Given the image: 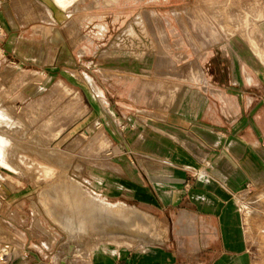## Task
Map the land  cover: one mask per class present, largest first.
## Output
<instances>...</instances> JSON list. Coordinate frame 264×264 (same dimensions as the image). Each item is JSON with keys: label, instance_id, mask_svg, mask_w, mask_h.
Returning a JSON list of instances; mask_svg holds the SVG:
<instances>
[{"label": "rangeland", "instance_id": "rangeland-1", "mask_svg": "<svg viewBox=\"0 0 264 264\" xmlns=\"http://www.w3.org/2000/svg\"><path fill=\"white\" fill-rule=\"evenodd\" d=\"M21 1L26 8L38 6L36 10L44 14H40L41 22L22 30L36 42L38 60H32L28 52L29 59L20 63L19 57L6 51L0 61V103L11 106L24 120L21 128L5 131L13 142L9 141L11 150L3 153L14 169L0 167V264H17L29 250L28 244L22 249L21 232L30 222L38 225L37 231H30L40 245L34 246L38 256L49 263L52 259L51 264H112L129 254L140 263L158 261L157 255L165 252L162 248L176 251L179 262L196 264L194 245L172 232L169 214H158V223L151 226L145 213L131 207L133 200L114 192L110 184L126 183L111 174L121 173L123 161H130L129 141L138 126L149 123L165 131L167 110L178 88L168 83L193 82L186 78L192 65L203 68L214 57L223 68L234 63L236 76L241 77L243 43L224 35L217 40L200 16L205 5L198 0ZM245 7L249 0L233 7L238 20L222 22L224 29L259 30L262 22L241 20L250 14ZM210 9L228 11L227 6ZM36 27L39 32L34 34ZM43 41L50 43L46 47ZM252 76L258 83L256 71ZM132 89L143 100L139 109H132L135 114L123 119L125 109L115 99ZM250 90L262 94L264 84ZM2 118L0 126L6 121ZM246 188L240 207L248 248L252 260L264 264V178L260 183L251 181ZM78 194L91 199L88 217L97 213L94 198L112 204L114 211L125 206L127 212L123 210V218L119 217L121 221L125 217V222L120 224L117 217L115 224L109 211L100 225L87 219L70 231L66 221L79 217L71 202ZM131 210L134 223L128 220ZM99 211L102 214V208ZM136 224L139 231L152 232L145 246L140 242L129 245L130 238L123 234H108L112 227Z\"/></svg>", "mask_w": 264, "mask_h": 264}, {"label": "crops", "instance_id": "crops-1", "mask_svg": "<svg viewBox=\"0 0 264 264\" xmlns=\"http://www.w3.org/2000/svg\"><path fill=\"white\" fill-rule=\"evenodd\" d=\"M198 1L204 2L200 16L217 40L224 35L243 43L245 56L239 67L242 76H236L234 63L223 68L214 57L203 68L192 65L186 78L193 82L168 83L178 88L167 110L169 123L164 120L165 131L149 123L138 126L128 140L130 161H123L120 175L110 173L126 184L110 185L118 195L133 200L131 207L145 213L151 226L158 223V214L168 213L172 232L194 245L196 264H262L253 261L249 252L240 197L251 181L260 183L264 178V93L252 94L250 90L251 86L264 84V0H249L245 8L250 14L241 18L262 22L259 30L242 32L226 30L222 22L237 21L238 13L232 9L242 6L244 0ZM216 6H227V13L210 9ZM0 7V25L9 32L8 37L5 32L6 37L0 38V46L9 55L19 57L20 63L29 57L37 61L36 42L22 30L32 22H41L40 14L44 12L37 11L36 5L26 8L21 0H1ZM43 43L47 47L50 41ZM28 52L32 53L29 57ZM254 71L259 75L258 83L252 76ZM117 96L115 103L125 109L123 119L135 114L132 109H139L143 100L133 89ZM0 112L6 114L0 126V146L6 155L12 138L5 131L21 128L24 120L11 106L0 103ZM157 120L163 123V119ZM37 226L36 222L23 226L22 249L28 244L29 250L17 264H51L52 259L50 263L43 261L34 247L40 245L36 239L33 241L30 231H37ZM135 228L139 229L138 224ZM162 249L165 252L157 255L158 261L140 263L129 254L112 264H192L179 262L176 251Z\"/></svg>", "mask_w": 264, "mask_h": 264}, {"label": "bare ground", "instance_id": "bare-ground-1", "mask_svg": "<svg viewBox=\"0 0 264 264\" xmlns=\"http://www.w3.org/2000/svg\"><path fill=\"white\" fill-rule=\"evenodd\" d=\"M255 27V26H254ZM3 32H2V30H1V28H0V34H2ZM87 80H88V82L90 83V84H92V82L93 81H91L89 78H87ZM95 87V86H94ZM105 110V109H104ZM107 111V110H106ZM105 111V112H106ZM3 113V112H2ZM107 113V112H106ZM2 115V119H5L6 118V116L4 115V114H1ZM8 115V114H7ZM0 118H1V116H0ZM114 121V120H113ZM123 135V134H122ZM4 148V147H3ZM0 167H2V168H8V169H14L11 165H10V163H8L6 160H5V157H4V153H3V149H2V147L0 146ZM16 170V169H15ZM91 193V192H90ZM87 196V195H86ZM88 197H89V195H88ZM72 198V197H71ZM85 198H87V197H85V196H83V195H80V194H78V196L77 197H73L72 198V201L71 202H73L74 204V209H76L75 210V215H77V216H79L77 219L75 218V216H73L71 219H69V221H66L69 225H68V229L70 230V231H72V232H74V230H76V229H78L79 227H82L83 225H84V223H85V221H87V219H89V220H93V222H95L96 224L95 225H100L101 224V219H104V215H106V212H109L110 211V216H111V214H112V217H114V218H112L111 220L112 221H114V223H115V219H117V217H118V219H119V217H120V215L122 214V212H123V210H124V207L121 205L120 207H119V209L118 210H116V211H114L113 209H112V204H110V203H108V202H104V201H100V200H98V199H94L93 198V200H92V205H93V209L95 210V209H97V213L96 212H93V213H90V217H88V211H87V208H88V199H85ZM68 199V198H67ZM68 201V200H67ZM89 201H91V199H89ZM90 206V205H89ZM119 206V205H118ZM115 207V206H114ZM129 207V206H128ZM128 207H127V209H128ZM49 208V207H48ZM99 208H102V214H99L100 213V211H99ZM72 208L70 207V210H71ZM73 209V210H74ZM89 209V208H88ZM136 209V208H135ZM126 210V209H125ZM124 210V211H125ZM50 211H51V213L52 214H54V213H56V210L54 209V206L52 205L51 207H50ZM70 212V211H69ZM74 212V211H73ZM91 212V211H90ZM125 212H127V210L125 211ZM124 212V213H125ZM105 213V214H104ZM123 213V214H124ZM74 214V213H73ZM122 214V215H123ZM103 217H102V216ZM128 220L131 222V223H134V213H133V211L131 210V212L128 214ZM102 217V218H101ZM106 217V216H105ZM135 217H137V216H135ZM121 218H123V217H120V219ZM144 218H146V217H144ZM80 219V220H79ZM107 219H108V215H107ZM106 218H105V220H107ZM118 220L119 222H120V224H122L121 222L122 221H124L125 222V217H124V219L121 221V220ZM78 222H77V221ZM111 220H109V221H111ZM127 220V219H126ZM142 220H143V218H142ZM56 221V220H55ZM108 221V220H107ZM106 221V222H107ZM117 221V220H116ZM116 222L115 224H117V223H119V222ZM129 221H128V223H129ZM144 221V220H143ZM147 222H148V220H146ZM145 221V222H146ZM144 222V223H145ZM110 223V222H109ZM126 223H127V221H126ZM127 223V224H128ZM123 224H125V223H123ZM130 224V223H129ZM110 225H111V223H110ZM112 225H113V222H112ZM65 226V225H64ZM105 226V224L103 223V221H102V228ZM115 226V225H114ZM119 226V225H118ZM124 226V225H123ZM100 227V226H99ZM126 227V226H125ZM120 228V229H117V228H108L109 229V231H108V234L110 235V234H113V235H116V234H123V235H125V236H127L128 238H130V241H129V245L130 244H133V242L134 243H137V242H140L139 244H142V245H147L148 244V241H147V239H149L150 237H151V235H152V232L150 231V234H149V232H148V234L146 233V232H142V231H139V229L137 230V228H135V227H133V226H131V227H126V228ZM85 229V228H84ZM82 231V230H81ZM83 232V231H82ZM105 233V232H104ZM80 235V234H79ZM100 239V238H99ZM138 240V241H137ZM150 244V243H149ZM139 246V245H138ZM7 248H8V246H6Z\"/></svg>", "mask_w": 264, "mask_h": 264}, {"label": "built area", "instance_id": "built-area-1", "mask_svg": "<svg viewBox=\"0 0 264 264\" xmlns=\"http://www.w3.org/2000/svg\"><path fill=\"white\" fill-rule=\"evenodd\" d=\"M0 6H1V0H0ZM0 28H2L1 25H0ZM2 29H3V28H2ZM3 33H5V32H3ZM3 33L0 34V38L3 36ZM5 52H6L5 48L2 47V46H0V61L4 59V57H5ZM6 255H7V254H6Z\"/></svg>", "mask_w": 264, "mask_h": 264}]
</instances>
